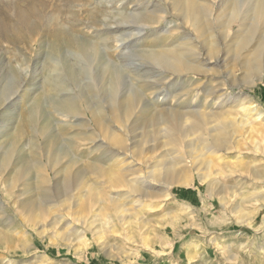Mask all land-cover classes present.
<instances>
[{
    "label": "rangeland",
    "instance_id": "374dc122",
    "mask_svg": "<svg viewBox=\"0 0 264 264\" xmlns=\"http://www.w3.org/2000/svg\"><path fill=\"white\" fill-rule=\"evenodd\" d=\"M162 1L0 0V162L3 154L10 157L0 164V207L4 208L0 211V264H264V74L245 78L241 63L231 60L232 52H225L221 29L216 28L219 23L212 27L217 51L211 57L194 39L206 73L189 74L181 81L166 73L169 77L154 86L157 93L166 91L171 97L159 103L144 122L128 129L129 122L127 130L109 124L114 131H123L118 134L126 155L113 146L110 152L120 155L94 151L84 138L72 137L81 130L77 127L48 123L32 128L27 123L29 104L37 97L44 114L54 117L45 100L57 78L72 84L67 68L82 83L83 62L73 45L77 39L106 50L113 64L132 60L148 67L144 51L167 48L176 40L165 35L156 39L173 20L169 13L165 21L159 20ZM130 13L139 14L142 24L150 21L142 18L146 15L160 22L148 23L138 41L132 37L117 47L114 38L136 28L118 23L120 15ZM180 28L195 38L188 28ZM50 74L55 75L53 80ZM191 76L195 79L190 80ZM128 83L126 79L124 90ZM144 85L150 96L152 84ZM100 87L84 98L108 108L106 86ZM8 96H12L11 105L6 104ZM79 103L84 110L82 99ZM251 105L255 108L248 109ZM259 111L262 115L256 116ZM168 130L172 136L164 138ZM215 140L222 145L219 141L215 146ZM56 156L59 162L64 156L80 161L64 169L54 166ZM93 162L100 168L95 173L89 166ZM166 162L173 166L172 184L165 189L152 183L143 208L131 204L130 197L133 201L138 197L130 194L128 199L127 187L110 184L116 173L127 179L130 172L142 177L146 165L155 163L154 174L161 178ZM76 168L81 176L76 177ZM37 173L45 177L40 183L35 181ZM63 175L75 177L73 185L76 180L78 188L60 197L56 183ZM41 186L48 187L49 195L59 198L61 205H51L45 218H34L28 210ZM91 194H98L101 201L90 199ZM29 199L33 202L27 207ZM74 203L84 207L79 210ZM53 215H62V222L70 223L76 235L64 240L63 228L46 225ZM39 222L46 225L43 235Z\"/></svg>",
    "mask_w": 264,
    "mask_h": 264
},
{
    "label": "bare ground",
    "instance_id": "6f19581e",
    "mask_svg": "<svg viewBox=\"0 0 264 264\" xmlns=\"http://www.w3.org/2000/svg\"><path fill=\"white\" fill-rule=\"evenodd\" d=\"M216 2H218V6L215 8L214 4ZM162 5L163 6H160L158 9V12L161 14L159 20L165 21L168 13L173 17V20L167 22L166 28L160 30L159 35L157 34L156 36V39H158L161 35H165L167 37L174 36L176 37V40L174 43L168 45L167 48L163 46L159 47L158 50L152 48L150 50L144 51L143 55L148 61L146 63L149 65L148 67L145 66V64H135V62L132 63V60L131 62H127L128 60H126V65L113 64L108 61V57L105 54L106 50L104 51L97 45L87 44L77 39L73 42V45L77 50V56L81 59L80 62H83L82 67L79 70V72L84 75V79L81 80L82 83H77L75 81V78L77 77L76 74L73 72V70L67 68L66 72L73 81L71 82L72 84L68 86L65 83L60 82V80L57 78V81L55 82L56 85L54 84L53 88L51 87L52 94L45 100L52 109L54 117H48L44 114L40 108V99L37 97L30 102L29 108L27 110L28 125L32 128H35L41 124L54 123L62 126L70 125L72 127H77L81 130L77 133H74L72 137L84 138L85 143L92 144L94 151L103 149L105 153L109 152V155H120L117 152H110L109 148L110 146H113L119 151L121 150V154L123 156L126 155L127 150L121 148L123 144V138H120L121 134H118L123 131L117 128L114 131V128L112 129L109 124H111V126L120 125L124 130H127L126 125L129 122L130 124L128 129L130 126L132 127L137 123L139 124L144 122V119L148 115H151L152 111L154 112L156 110V106H158L159 103L163 104L171 97L169 96L171 94L167 93L166 91L163 93H157L158 89H155L156 86H154L155 84L159 83L160 80L163 81L169 77L166 75V73L179 76V81L187 77L189 74L195 75L197 73H206L205 67L202 64V60H200V54L198 53L199 50L197 49V44H195L194 39L200 41L199 43L206 48L207 53L211 57V53L217 51V44L214 41L215 37L212 33V27L215 26V23H219L218 27L216 28L218 30L221 29L220 33L223 37L224 45L227 47L225 52L227 54L232 52L231 60L239 61L241 63L245 78L251 76H262L264 74V0H163ZM117 12L119 11L117 10ZM212 15L213 18L211 19L210 17ZM112 17L114 18L113 15ZM142 18H145L146 20L149 19L150 21H148L147 24H142L141 16L139 14H134L132 16H129V14L128 16H119V25H129V27L136 26V28H134L135 30H133V32L125 31L126 33L123 32L122 34L121 31L120 33L122 35L119 34V36H115L116 38H114V41L118 44L117 47H122L125 41L127 39H131L132 37L138 41L140 37L145 34L148 25H150L148 23L158 24L160 22H155V20H153L149 15L143 16ZM109 22L111 24L112 21ZM233 24L237 25L235 31H233ZM171 27H173V30H171ZM180 27L188 28L195 38H193L191 34L182 31ZM116 29L117 28H115V30ZM230 49L232 51H230ZM122 62H120V64ZM57 70H59V68ZM93 74H95V77ZM50 76L52 75L50 74ZM54 76L55 75L52 76V80ZM34 79L35 77H32V80ZM126 79L129 81V83L127 84V89L124 90ZM189 79L192 80L195 79V77L191 76ZM100 80L101 85L98 83ZM144 84H152L150 89L146 87L148 88L149 92L153 90L150 96L145 94ZM100 86H106L107 98L105 102L108 103V108H103L97 104H93L84 98V95H89L90 93L93 94L94 92L98 91ZM33 90H40V88L34 87ZM11 97L12 96H8L5 98L7 105L12 104ZM81 99V106H84V110L80 109L79 100ZM83 100H86V102ZM250 107L251 108L248 109L255 108L253 105ZM8 108L6 106V110ZM245 110L246 109H244V111ZM256 114V116L262 115L260 111ZM155 119L161 121L160 117H155ZM178 119H180V117H178ZM97 129L98 131L100 130L99 134H96ZM172 133V130L166 131V136L164 138H171ZM48 139H50V137H48ZM219 141L220 140H215L214 145H220L219 143L221 141ZM135 146L136 145H134L133 148ZM1 157V165L10 159L6 153ZM59 158L60 156L55 157L57 160L54 163V166L59 165V167H64V169H68L69 166H74L75 163L80 161V158L76 156H64L62 157V160L66 159L65 161L63 160L64 162H59V160L61 161ZM110 159H113V157ZM58 162L63 164L60 165ZM16 164H18L17 160L14 161V165ZM89 166L92 167L90 169L94 173L100 169L99 165L94 162ZM154 167H156V163L154 165L147 164V172L142 177L138 175L136 176L133 172H130V178L127 179L125 175L116 173L114 174L115 178L113 179V182L110 183L111 179L108 180V182L112 186L116 185L117 187H127L129 190L127 197L128 199L130 194L131 196L133 194L134 197H138L137 200L134 201L132 197H130L131 204L137 206L138 208H143L146 206V203L143 202V199L150 197V187L155 184V186L159 188L166 189L168 187L167 185L172 184V180L175 176L171 163L166 162L163 165V172L159 175L161 178L154 174ZM102 169L105 170V168ZM80 173H82L81 169L76 168V177L81 176ZM175 173L178 174L177 172ZM19 174H22V172H19L18 175ZM63 176V179L57 181L56 183V189L59 190L58 192L61 191L60 197L67 195L69 190L73 191L78 188L76 180L75 186L73 185L75 177L73 178L72 176ZM44 178V175L37 173L35 181L40 183L41 180H44ZM80 184L82 185V182ZM57 186L59 188H57ZM39 190L40 195L38 199H36L34 202L33 199L26 200L25 204L27 206L28 204H31V201L33 202V204H31L32 207L30 205L31 208L28 210L31 211V213H34L31 214L32 217L45 218L46 215H49L48 212L50 213L51 205L52 207L56 205L60 206L61 202L59 201V198L49 195L48 192H50V190H48V187L41 186ZM96 195L91 194L90 199H95V201H97L98 198H96ZM71 197H69V199H71ZM52 199H54V201ZM109 199L115 200V198ZM98 201L100 202L101 198ZM76 205L77 203H74L73 207H78ZM80 207H78L79 210ZM3 209L4 208L0 207V211L2 213ZM122 211H127V209H123ZM77 214L79 213L77 212ZM74 219L77 222H82L78 218ZM63 220L64 217L62 215H53L46 225L50 226V228L54 230L55 227L59 225L65 231V233L62 235V238H64V240H69L70 237L74 236L76 230L73 226H71L70 223H63ZM121 220L123 221V219ZM26 223H30V221L27 220ZM38 225L41 229L40 234L43 235L45 229L44 227L46 225L44 222H39Z\"/></svg>",
    "mask_w": 264,
    "mask_h": 264
}]
</instances>
